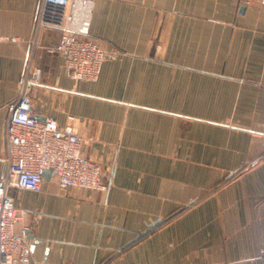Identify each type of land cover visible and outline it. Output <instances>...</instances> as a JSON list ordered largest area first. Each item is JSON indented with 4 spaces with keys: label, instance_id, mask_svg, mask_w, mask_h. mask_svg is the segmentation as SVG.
I'll list each match as a JSON object with an SVG mask.
<instances>
[{
    "label": "crops",
    "instance_id": "crops-1",
    "mask_svg": "<svg viewBox=\"0 0 264 264\" xmlns=\"http://www.w3.org/2000/svg\"><path fill=\"white\" fill-rule=\"evenodd\" d=\"M41 1L0 0V178L32 55L34 113L111 179L11 189L31 264H264V0H95L91 34L118 55L82 82L48 51L58 31L36 37Z\"/></svg>",
    "mask_w": 264,
    "mask_h": 264
},
{
    "label": "built area",
    "instance_id": "built-area-1",
    "mask_svg": "<svg viewBox=\"0 0 264 264\" xmlns=\"http://www.w3.org/2000/svg\"><path fill=\"white\" fill-rule=\"evenodd\" d=\"M94 9L95 0H42L37 15L36 37L42 30L60 33L58 43L48 51L64 57L70 76L78 82L96 81L104 63L118 55L92 36ZM40 73L30 55L19 96L6 106V171L0 178V264L32 262V228L26 225L18 229L26 212L16 207L12 188L41 192L46 171L52 172L62 190L108 192L110 187L111 178L103 165L84 155L83 137L71 126H60L53 117L40 120L34 113L31 91L37 83L34 74Z\"/></svg>",
    "mask_w": 264,
    "mask_h": 264
},
{
    "label": "water",
    "instance_id": "water-1",
    "mask_svg": "<svg viewBox=\"0 0 264 264\" xmlns=\"http://www.w3.org/2000/svg\"><path fill=\"white\" fill-rule=\"evenodd\" d=\"M52 175L51 171H46L45 173V179H48L50 176ZM161 223H157L155 226L149 228L147 231L143 232V233H139L138 237L136 238V240L141 239L142 237L146 236L147 234H149L150 232H152L154 229H156ZM31 239L33 240V236H30ZM34 242V241H33Z\"/></svg>",
    "mask_w": 264,
    "mask_h": 264
}]
</instances>
